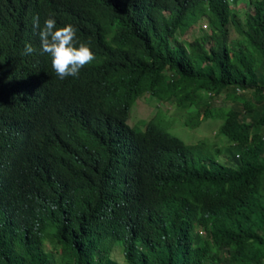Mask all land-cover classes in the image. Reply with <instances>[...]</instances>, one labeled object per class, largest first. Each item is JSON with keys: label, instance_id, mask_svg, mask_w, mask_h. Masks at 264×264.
<instances>
[{"label": "trees", "instance_id": "1", "mask_svg": "<svg viewBox=\"0 0 264 264\" xmlns=\"http://www.w3.org/2000/svg\"><path fill=\"white\" fill-rule=\"evenodd\" d=\"M51 1L0 0V264H122L115 244L124 264H264V139L253 131L264 124V0H248L243 21L220 0H164L148 21L126 0ZM203 14L210 34L176 36ZM50 16L95 51L77 77L59 79L41 54ZM144 92L221 119L238 166L196 161L152 120L129 126ZM28 95L62 112L47 141L7 136L4 115ZM127 154L141 164L121 173ZM182 211L195 222L171 217Z\"/></svg>", "mask_w": 264, "mask_h": 264}, {"label": "clouds", "instance_id": "2", "mask_svg": "<svg viewBox=\"0 0 264 264\" xmlns=\"http://www.w3.org/2000/svg\"><path fill=\"white\" fill-rule=\"evenodd\" d=\"M163 1L164 0H126L127 4L134 11L139 21H148L152 18H155L157 16L158 5L161 4ZM220 2H221L220 9H223L224 11H230V10L236 11L235 5L237 3L243 2L245 5H247L249 1L220 0ZM162 11L167 12L166 9H163ZM203 15L207 16V14H203ZM201 16H199L198 19ZM244 17L241 19L239 14H237L236 19L238 20V18H240V20L243 21ZM208 22H209V18H208ZM57 24L60 26L59 28H57L56 26ZM230 24L233 25L232 23ZM233 26L238 32V28L240 27V25L238 28L235 25ZM33 27L34 28L40 27L38 18L34 20ZM39 36L41 41V54H48L51 57L52 68L56 76L61 80L67 77H77L81 69L84 66L89 65L95 59L96 54L93 48L91 47L90 42H87L78 35L76 27L71 22L61 21L56 18H52L50 16L45 20L44 26L39 32ZM34 52H35L34 47L30 43H27L25 45L23 55H31ZM20 99L23 101V103L19 107L12 109L11 111H9L4 115L3 121H5L6 123L5 126L7 130V136H18L21 138V140H23L24 136L30 133L38 141H42V140L47 141L46 131L54 124L61 121L62 119L61 110L56 108L52 104L43 105L40 103V101L37 98L30 95L21 97ZM201 119H205V118L194 120L193 124L200 123ZM150 120L151 119L146 120L145 127ZM126 123L129 125L128 122ZM218 125L219 123L215 128L217 129V134L221 137V139L226 140L227 143L225 144V146H221V145L216 146L214 144V139L212 138V142L210 145L213 147V150L217 152L216 155L196 156L194 154V145L187 144L182 138H180L179 136L173 133L172 134L177 138H179L184 144L190 147L192 156L196 161L205 162L206 164H208L212 160L213 167H217L218 164H223L229 170L228 166H238V163L235 160V158L239 157L240 154L239 144L237 145V149L234 152L230 147L231 141L224 134L219 133ZM7 126H11V128H8ZM254 127H253L254 133L261 134L262 138L264 139V124L256 125ZM215 129L212 132L213 136L215 133ZM137 130H143V129H137ZM110 136L112 140L115 142V144H117L119 139L118 132L113 131L110 134ZM204 143H205V139L201 138L196 146L203 145ZM231 152L234 154H231ZM129 156L130 154H127L124 157L123 163L118 164L117 166V169L121 173H126L128 169L134 170L140 167L141 161H139L138 163L130 162ZM165 174L166 173H164L163 175ZM229 175L231 176V173H229ZM152 207L154 210L158 211L159 213L166 212L165 207L158 200L153 203ZM171 217H176L182 220L195 222V219L186 211L177 212L173 214ZM195 228H198L199 231H202L201 226H198L197 224L195 225Z\"/></svg>", "mask_w": 264, "mask_h": 264}, {"label": "rangeland", "instance_id": "3", "mask_svg": "<svg viewBox=\"0 0 264 264\" xmlns=\"http://www.w3.org/2000/svg\"><path fill=\"white\" fill-rule=\"evenodd\" d=\"M235 7L241 19L245 16L246 11L250 9L243 2L237 3ZM210 32L211 27L208 18L206 15H203L183 32L177 30L176 36L184 40H190L193 37ZM238 36L239 33L235 27L229 23L227 25L228 40ZM209 41L211 42V40ZM209 44V42L206 43V45ZM219 95L223 99L224 93H220ZM220 97H216L217 101L221 99ZM172 101L175 102L174 100ZM173 102L169 100L159 101L156 96L144 92L131 105L127 122L136 129H144L146 120L151 119L153 122L166 127L171 133L182 138L187 144L194 145V154L196 156L216 155L217 152L210 145L212 138L216 146H225L227 143L226 140L221 139L217 134V129H215L217 124H220L221 119L215 120V118L208 116L203 117L205 119H201L200 123L193 124V114L187 110H180L181 108ZM214 129L215 133L213 136L212 132ZM201 138L205 139V143L196 146ZM111 255L120 263L124 264V256L120 245H114Z\"/></svg>", "mask_w": 264, "mask_h": 264}]
</instances>
